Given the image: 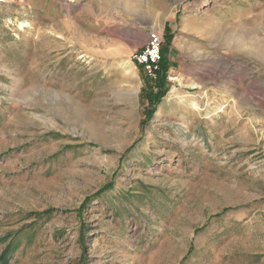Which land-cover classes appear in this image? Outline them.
I'll return each instance as SVG.
<instances>
[{
	"label": "rangeland",
	"instance_id": "374dc122",
	"mask_svg": "<svg viewBox=\"0 0 264 264\" xmlns=\"http://www.w3.org/2000/svg\"><path fill=\"white\" fill-rule=\"evenodd\" d=\"M0 264H264V0H0Z\"/></svg>",
	"mask_w": 264,
	"mask_h": 264
},
{
	"label": "built area",
	"instance_id": "2783aa9c",
	"mask_svg": "<svg viewBox=\"0 0 264 264\" xmlns=\"http://www.w3.org/2000/svg\"><path fill=\"white\" fill-rule=\"evenodd\" d=\"M162 44L163 35L153 32L147 38L142 51L135 57V61L138 66H140L144 70L145 74L153 80H157L158 73L161 69Z\"/></svg>",
	"mask_w": 264,
	"mask_h": 264
},
{
	"label": "trees",
	"instance_id": "16d2710c",
	"mask_svg": "<svg viewBox=\"0 0 264 264\" xmlns=\"http://www.w3.org/2000/svg\"><path fill=\"white\" fill-rule=\"evenodd\" d=\"M171 40L168 43V46H170ZM162 45L161 54H162V60H161V69L158 73V78L156 81H153L148 83L147 87L144 90V95L148 100L149 103V116H151L154 111L156 110V105L161 102V99L165 95V93L168 90V87L165 84L166 80V72H167V57L166 53L169 51V47ZM156 85V86H155ZM156 88V90H155ZM145 124V123H144Z\"/></svg>",
	"mask_w": 264,
	"mask_h": 264
},
{
	"label": "bare ground",
	"instance_id": "6f19581e",
	"mask_svg": "<svg viewBox=\"0 0 264 264\" xmlns=\"http://www.w3.org/2000/svg\"><path fill=\"white\" fill-rule=\"evenodd\" d=\"M123 74H124L125 76H127V77L133 78V77L136 76V70H135L134 67H132V66H128V65H127V66L124 67V69H123ZM194 105H196V104H194Z\"/></svg>",
	"mask_w": 264,
	"mask_h": 264
}]
</instances>
